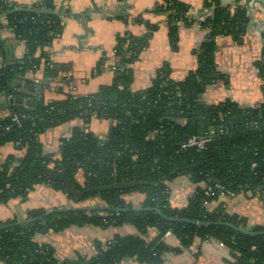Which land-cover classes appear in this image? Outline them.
Segmentation results:
<instances>
[{
  "label": "trees",
  "instance_id": "trees-1",
  "mask_svg": "<svg viewBox=\"0 0 264 264\" xmlns=\"http://www.w3.org/2000/svg\"><path fill=\"white\" fill-rule=\"evenodd\" d=\"M206 4L215 7L214 14L203 24L210 33L199 49L198 69L184 81L171 80L164 68L148 91H131V65L147 46L150 35L130 38L119 45L118 54L126 56L124 45L135 44L130 58L121 62L122 66L128 64L127 71L116 75L110 89L63 102L45 104L37 100L27 108L12 105L13 113L26 114L27 118L22 127L12 125L11 117L0 121V146L12 141L23 156H12L0 164V202L25 198L34 186L44 183L76 200L66 190L60 175L63 172L78 191L123 182L154 185L85 195L84 200L100 197L112 211L79 210L44 216L47 212L40 209L31 212L30 219H37L31 223L7 222L0 229V262L60 264L53 248L34 241L36 233L63 232L87 224L111 227L127 223L134 225L139 235L117 236L107 249L100 247L95 258L63 264H121L127 258L163 264V254L168 251L163 238L170 233L186 247L195 238H217L232 250L234 261L230 264H264V226L252 227L250 230L254 234L242 233L218 223L248 228L245 218L226 212L222 205L214 211L205 205L206 201L219 200L220 191L214 196L206 195V188H215L216 184H221L233 196L247 191L254 196H264V102L259 108L251 109L242 108L231 100L208 105L200 99L206 86L224 79L215 67L216 40L230 33L243 34L249 20L246 8L224 6L221 0H206ZM165 10L174 11L168 16V24L175 43L178 21L184 19L187 7L176 0H166ZM9 12L0 8V16L7 13L9 27L18 38L27 42L28 54L23 64L0 68V90H8L9 80L23 81L27 72L41 61L37 51L50 41V32L61 31L59 18L51 13ZM258 68L264 80V61ZM47 70L49 76H56L55 68ZM95 113L115 122L106 141H100L85 129L76 128L69 138L62 140L60 156L44 155L41 141L44 131L76 118L88 124ZM212 131L213 140L205 149H182L184 142L193 137L209 136ZM133 156L138 157L136 161ZM15 163L19 165L15 166ZM80 171L84 173V185L77 179ZM181 176L190 177L194 183H204L206 187L190 198L187 207L172 208L168 185ZM134 192L146 195L143 208L158 209L169 218L208 225L169 221L155 210H114L133 209L123 196ZM153 228L159 231V236L147 242L144 237Z\"/></svg>",
  "mask_w": 264,
  "mask_h": 264
},
{
  "label": "crops",
  "instance_id": "crops-1",
  "mask_svg": "<svg viewBox=\"0 0 264 264\" xmlns=\"http://www.w3.org/2000/svg\"><path fill=\"white\" fill-rule=\"evenodd\" d=\"M187 7L184 19L178 21L173 42V33L168 24L166 0H0V8L7 11L36 9L48 11L60 20L61 31L37 51L38 65L33 66L23 78L24 90L36 86L32 94L45 104L63 102L71 98L95 95L110 89L116 80L112 70L118 59V47L124 40L150 36L147 46L131 65L133 81L131 91L145 93L165 68L169 78L184 81L199 67V49L210 33L204 22L211 17L206 0H176ZM222 5L246 8L248 24L243 32L220 36L216 40L215 67L224 79L206 86L200 99L208 105H218L226 100L242 108L256 109L264 102V80L258 64L264 61V0H221ZM6 17L0 18V68L23 64L28 54V44L16 36L6 25ZM155 26V29L151 27ZM41 34V33H40ZM54 65L56 76H49L47 63ZM68 75L70 78L68 79ZM19 81V80H18ZM14 104H0V121L13 115ZM23 107H30L22 105ZM113 120L93 116L88 124L76 118L73 121L49 128L41 134L44 155L60 156L62 140L70 137L76 128L85 129L100 141H106ZM21 158L12 141L0 146V164L10 157ZM18 166L17 163L14 164ZM84 185V173L77 175ZM172 208H185L190 198L204 183H194L188 176L169 182ZM133 208H143L146 195L134 192L123 196ZM220 205L226 212L237 214L248 221V228L264 226V196H254L250 191L236 196H222L208 204L211 211ZM80 206L106 207L100 197L83 202L74 201L61 190L49 184L33 187L25 198H11L0 202V227L7 222L30 220L33 211H54ZM139 235L132 224L100 227L87 224L73 226L63 232H38L34 241L48 245L55 251L60 264L73 263L78 257L88 261L95 258L99 248L107 249L117 236ZM159 231L153 228L144 237L147 242L156 240ZM168 251L164 252L163 264H230L234 259L232 250L217 238H195L186 247L173 233L163 238ZM0 264H5L0 262ZM121 264H149L137 258H127Z\"/></svg>",
  "mask_w": 264,
  "mask_h": 264
},
{
  "label": "water",
  "instance_id": "water-1",
  "mask_svg": "<svg viewBox=\"0 0 264 264\" xmlns=\"http://www.w3.org/2000/svg\"><path fill=\"white\" fill-rule=\"evenodd\" d=\"M263 1V0H261ZM18 11H26V12H38V13H47L48 11H42V10H36V9H16V10H12L9 13H13V12H18ZM7 15V13L5 15H1V17H5ZM41 31H38V34H40ZM36 91V86L34 85H30L27 88V91L24 90L23 84L21 81H12L9 80L8 82V90H0V104L4 103V99L5 102L7 104H19V105H26V106H32L34 103L32 101V99H30L32 97V94L30 92H35ZM61 177H63L64 181H65V185H66V190L69 194L73 195L76 199V201L78 202H83L84 201V197L85 195H94L97 194L100 191H105V190H111V189H125L128 187H134L137 185H154V183H150V182H123V183H115L113 185H109V186H105L99 189L96 188H92V189H84L83 191H78L76 190V188L74 187L73 183L69 180V178L66 176V174L63 172L60 174ZM79 210H89V211H112L113 209L111 208H107V207H86V206H81V207H75V208H68V209H60V210H54V211H49L47 213H45L44 216H48L51 215L53 213H66L69 211H79ZM117 212H123V211H156L157 213H159L162 217H164L165 219H168L169 221H182V222H187V223H192L195 225H200V226H206L208 225V223L205 222H198V221H190V220H181V219H176V218H169L166 215H164L160 210H156V209H150V208H133V209H122V208H117L114 209ZM43 218V217H41ZM38 218V219H41ZM37 219H30V220H26V221H21L19 223H16L18 225L21 224H26V223H31L33 221H35ZM218 224H225L227 226L232 227L233 229L240 231L242 233H246V234H254L253 231H251L250 229H246V228H242V227H238L236 225L230 224V223H218ZM1 229V227H0ZM262 234H264V232H262Z\"/></svg>",
  "mask_w": 264,
  "mask_h": 264
},
{
  "label": "built area",
  "instance_id": "built-area-1",
  "mask_svg": "<svg viewBox=\"0 0 264 264\" xmlns=\"http://www.w3.org/2000/svg\"><path fill=\"white\" fill-rule=\"evenodd\" d=\"M213 12L214 11L212 9V11H210V15H212ZM5 22H6V25H8V26L10 25L8 20H5ZM55 34L56 33H54V32H50L49 36L53 37ZM133 46H135V44L131 45L130 43H126L124 45L126 56L118 54V59L112 65V70L116 73V75L121 74V73H125L127 71L128 64H126V66H122L121 62L125 59L130 58V56L133 54ZM47 68L52 70V69H54V65L51 64L50 62H48ZM69 78H70V75H68V79ZM120 89L123 90V86H120ZM261 106H262V104H261ZM94 115L99 116L97 113H95ZM26 118H27L26 114L13 113V115L11 116L12 125L22 127L23 122L25 121ZM213 136H214V131H212V133L206 137H193V138L189 139L188 141L184 142L181 147H182V149H189V148L205 149L206 145L212 142ZM67 138H69V137H67ZM137 158H138L137 156H133L134 161H136ZM217 191H220V197H222V196H233L232 193L227 191L221 184H216L215 188L214 187L206 188V195H207V197L214 196ZM208 204H210V203L208 201H206L205 205L208 206ZM232 261H234V259Z\"/></svg>",
  "mask_w": 264,
  "mask_h": 264
},
{
  "label": "rangeland",
  "instance_id": "rangeland-1",
  "mask_svg": "<svg viewBox=\"0 0 264 264\" xmlns=\"http://www.w3.org/2000/svg\"><path fill=\"white\" fill-rule=\"evenodd\" d=\"M74 201H76V200H74ZM76 203H77V201H76ZM81 207V206H80ZM56 210H60V209H56ZM48 212V211H47ZM77 260H84L83 258H81V257H78V259Z\"/></svg>",
  "mask_w": 264,
  "mask_h": 264
}]
</instances>
